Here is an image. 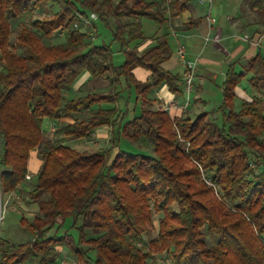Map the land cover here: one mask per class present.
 <instances>
[{
	"label": "trees",
	"instance_id": "trees-1",
	"mask_svg": "<svg viewBox=\"0 0 264 264\" xmlns=\"http://www.w3.org/2000/svg\"><path fill=\"white\" fill-rule=\"evenodd\" d=\"M248 4L264 15V0ZM46 6L54 11L29 16L12 49L9 16ZM184 7L182 0H0V189L23 191L37 205L31 221L18 220L29 239L0 235V264H58L64 249L76 264H151L161 253L170 264H264V53L228 64L219 117L171 119L149 94L166 85L182 95V75L162 65L172 57L169 34L145 37L142 20L161 25ZM86 21L94 37L97 23L110 31L120 64L110 44H94ZM58 32L64 41L50 43ZM136 68L148 78L137 79ZM84 73L105 79L106 92L70 96ZM246 76L249 100L236 94ZM45 119L53 130L43 128ZM102 126L110 128L107 147L60 143ZM122 139L149 143L153 155L121 150ZM34 151L41 164L24 190Z\"/></svg>",
	"mask_w": 264,
	"mask_h": 264
},
{
	"label": "crops",
	"instance_id": "crops-1",
	"mask_svg": "<svg viewBox=\"0 0 264 264\" xmlns=\"http://www.w3.org/2000/svg\"><path fill=\"white\" fill-rule=\"evenodd\" d=\"M182 1L185 2V7L179 14L161 25L154 22L153 25L148 24L150 26L148 34H145L143 31L145 37H150L154 33L169 34L172 57L162 65L173 73L182 75V67L177 54H174V49L179 46L185 47L189 58H193L201 49L203 50V52L201 50V58L194 79L193 96L190 98L185 110L182 108V105L185 103L184 94L177 96L171 93L166 85H161L149 94V97L155 100L153 108L166 111L171 119L193 118L191 117L192 110L198 106L199 101H204L203 95L206 92L204 88L206 86L205 83L210 81L211 78V72L208 68L221 66L220 62L222 61L219 73L224 79L227 69L225 66L236 60L242 61L248 59L257 51H261L260 46L262 43L260 44V41L263 38L262 36H264V15H260L255 10H252L249 7L248 0H213L211 12L215 13L216 22L211 27L206 20L208 12L206 4L200 3L199 0ZM143 20L142 26L145 25ZM207 33L210 35L211 40L209 42L211 43L202 48L203 37ZM244 35H247V40L242 39ZM147 44L149 42H146L144 45ZM134 75L137 79L144 81L148 78L149 74L142 68H136ZM100 79L103 78H99L98 81ZM214 80H217V75L215 74L212 77V82ZM90 83L91 87L87 89L91 92H106L108 89L107 82L105 81L102 89L97 90L95 88L96 85H94L97 83V80L90 79L89 75L84 73L74 85L75 95L83 94L84 89ZM80 87L81 91H77ZM240 89L243 91L244 96L239 95L238 91ZM236 94L238 98L242 97L244 100H249L252 90L248 85H240L236 88ZM45 123L46 121L44 120L43 126ZM47 131L49 130L47 129ZM107 135L110 137V128L102 126L96 129L90 136L105 137ZM40 164L41 160L38 158L37 153L35 151L32 152L29 163L31 178L37 172Z\"/></svg>",
	"mask_w": 264,
	"mask_h": 264
},
{
	"label": "rangeland",
	"instance_id": "rangeland-1",
	"mask_svg": "<svg viewBox=\"0 0 264 264\" xmlns=\"http://www.w3.org/2000/svg\"><path fill=\"white\" fill-rule=\"evenodd\" d=\"M117 1V0H115ZM213 3V2H212ZM54 11V8H50L49 6L44 7L43 9H40L38 11L32 12L31 14L22 16V17H12L9 16V20H10V24H11V35H10V47L12 49H15L14 47V43L17 37L18 32L20 31V29L26 25L27 23V19L29 18V16H34V17H42L46 14H51ZM213 15H215V13H213ZM143 22L145 23V25H143L144 27V32L145 34H148L150 31V26H148V24H154L153 21L149 20V19H144ZM143 23V24H144ZM91 27V28H90ZM97 35L94 37L95 33H96V28L94 29V26L90 25L89 22H86L84 24V28L86 29L87 33L89 34V37L91 39L94 38V44L96 45H101L103 43L105 44H110L112 51L114 53V62L116 64H120L124 57L121 53H119V44L117 42H112L111 41V33L108 29H106L103 25H100L99 23H97ZM263 38L260 41L261 44V51L262 53H264V36H262ZM242 39L247 40L248 37L247 35H244L242 37ZM63 35L61 32L56 33L51 42L50 43H59V42H63ZM211 42H209L208 44H210ZM257 44V43H256ZM174 48V46H172ZM203 52V50H202ZM174 54H176V49H174ZM221 66H213V67H209V71L211 72L210 74V81H207V83H205V91L204 95H203V102L199 101V104L196 108H194L192 110V114L191 117H195L197 114L201 113V112H208L209 113V117H219L218 112L216 111L217 106L220 104L221 101V90H220V85L223 81V76L219 73L222 67V61L220 62ZM227 65V64H226ZM228 66V65H227ZM225 66V67H227ZM240 67V65L238 64L237 66V71L239 70L238 68ZM222 73V72H221ZM217 75V80H214L212 82V77L213 75ZM220 75V76H219ZM90 79L92 80H97V83H95L94 85L95 88H97V90L102 89V86L104 85V80L105 79H100L98 81V79H93L89 76ZM247 76L242 80L241 85H247V81H246ZM91 87V83L87 85V87L84 89L83 94H86L87 92H91L89 91L87 88ZM239 95L240 96H244L243 91L240 89L239 91ZM200 93V92H199ZM70 96H75V93L72 91L70 94ZM193 96V92L190 94V98H192ZM239 99H242V97H239ZM69 120V119H66ZM46 123L44 124L43 128L45 130H53V128L55 127V122L50 121L48 119H45ZM50 122V123H49ZM61 144L67 145L71 148H74L78 151H95L99 148L102 147H107L109 146L110 142H109V135L105 136V137H101V136H89L87 138H80V139H74V140H68L66 138H62L60 141ZM120 148L123 151H126L128 153L131 154H136V153H140V154H146V155H153V151H152V147L151 145H149V143L146 144H138V143H133L130 142L127 139H122L120 142ZM35 181L34 175H32V178L30 181L24 183L22 185V187L24 188V190H28L33 183ZM206 184H210L209 181L206 182ZM37 211V205L33 202H29L28 201V196L25 192L23 191H15L9 194H3L1 192L0 189V235H3L7 238H9L12 241L15 242H22V241H26L27 239H29V235L28 233L20 227L19 225V218L20 217H25L28 221H31L33 218L34 213ZM157 218L158 215L155 217L154 219V230L151 233V236L154 237L156 235V229H157ZM59 223V222H58ZM68 223L66 224H61L59 226H55L56 228V232L57 233H61L64 228L66 227ZM54 228V229H55ZM54 231V230H52ZM73 236L76 237V231L72 230L70 231ZM96 235L90 234L88 233L87 237H95ZM209 243V242H208ZM89 254L91 256L94 257V252L90 251ZM160 262H165V264H170L169 259H167L165 253H161V254H157L155 255L152 259H150V263L151 264H156V263H160ZM58 264H76V262L74 261V259L68 254L67 250L64 249L61 252V257L59 259Z\"/></svg>",
	"mask_w": 264,
	"mask_h": 264
},
{
	"label": "built area",
	"instance_id": "built-area-1",
	"mask_svg": "<svg viewBox=\"0 0 264 264\" xmlns=\"http://www.w3.org/2000/svg\"><path fill=\"white\" fill-rule=\"evenodd\" d=\"M163 1L169 3L172 0H163ZM199 1L202 4H206L208 7L206 20H207L208 25L211 27L216 22V18L213 15V13L211 12L213 0H199ZM91 18H95V15L91 14ZM210 40H211L210 35H209V33H207L203 37L202 48L205 47ZM201 50L193 58H189L187 55V49L185 47L179 46L176 48V54H177L178 60L180 62V65L182 67V83H183L182 89H183V94L185 96V103L182 105V108L184 110L187 108L189 101H190V94L192 93V90H193L197 66H198V63L200 62V58H201ZM25 178L27 180H29L31 178V175L27 174ZM0 219H1V216H0ZM138 246H140L139 243H138Z\"/></svg>",
	"mask_w": 264,
	"mask_h": 264
}]
</instances>
